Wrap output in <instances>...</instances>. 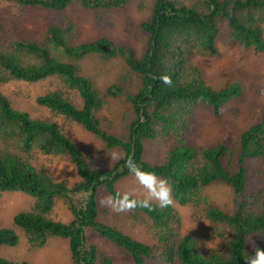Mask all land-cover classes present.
I'll list each match as a JSON object with an SVG mask.
<instances>
[{
  "label": "trees",
  "instance_id": "1",
  "mask_svg": "<svg viewBox=\"0 0 264 264\" xmlns=\"http://www.w3.org/2000/svg\"><path fill=\"white\" fill-rule=\"evenodd\" d=\"M1 1L59 12L78 4L95 10L97 18L101 17L98 9L122 8L128 2ZM223 26L229 47L264 52V0H154L151 15L140 23L147 37L140 55L133 47L106 36L83 40L81 27L66 12L50 22L40 41L7 34L0 24V84L57 79L54 89L35 97L36 104L102 142L97 157L87 156L67 136L62 123L14 108L0 90V194L19 192L32 199L29 210L15 213L9 226L0 225V250L24 241L35 251L61 238L68 243L71 264H112L113 258L100 253L89 232L126 251L134 264H248L257 248L264 250L263 195L245 193L247 170L243 164L247 157H264V109L256 122L229 141L198 146L189 139L199 108H209L219 116L223 106L243 93L239 81L226 82L220 89L208 86L192 60L196 54H218L216 40ZM89 55L121 59L129 71L139 75V89L132 93L115 82L102 93L72 61ZM165 77L171 83H164ZM116 96H123L133 111L122 135L108 132L97 116L108 99ZM146 140L169 142L161 163L143 159ZM38 154L68 159L79 180L70 184L36 169L33 160ZM129 160L167 180L172 188L168 206L151 201V207H144L139 203L144 199L128 194L138 203L118 212L143 225L155 239L152 244L98 218L99 189L104 188L109 196H122L116 183L133 174L127 166ZM216 183L233 190L235 212L222 209L208 193L207 188ZM57 200L69 211V221L51 216ZM174 203L189 206L195 218L207 220L209 228L203 236L222 239V250L203 253L194 235L179 236L181 215ZM250 237L259 241L249 251ZM0 264L33 263L0 256Z\"/></svg>",
  "mask_w": 264,
  "mask_h": 264
},
{
  "label": "rangeland",
  "instance_id": "2",
  "mask_svg": "<svg viewBox=\"0 0 264 264\" xmlns=\"http://www.w3.org/2000/svg\"><path fill=\"white\" fill-rule=\"evenodd\" d=\"M153 3L154 0H128L122 8L98 9L101 17L97 18L95 10L84 9L78 4L59 12L39 6L17 7L0 0V24L7 34L40 41L50 22L66 12L70 13L74 22L81 27L83 40L106 36L120 45L133 47L140 55L147 44V37L140 28V23L151 15ZM221 31L216 40L218 54L215 56L196 54L192 58L193 63L201 70L208 86L220 89L226 82L239 81L243 93L223 106L219 116L213 115L209 108H199L193 119L189 136L191 144L198 146H213L231 140V137L238 136L256 122L264 109V52L229 47L225 40L226 27L223 26ZM0 34H2L1 30ZM72 61L102 93H105L106 88L115 82H119L121 87L132 93L140 87L139 75L129 71L119 58L104 60L97 55H89ZM56 85L55 78L36 83L19 81L0 84V90L8 97L14 108L26 110L33 117L62 123L67 136L87 156L97 157L102 147L99 139L79 125L67 123L63 117L53 116L47 108L36 104L37 95L54 89ZM73 96L79 101L75 93ZM97 116L101 126L108 132L122 135L127 132L128 125L133 119L132 105L123 96L112 97L108 99V104L98 111ZM168 149L169 142L146 140L143 159L149 163H161ZM33 164L36 169L44 170L55 180L66 179L70 184L79 180L75 166L66 158L38 154ZM110 164H112L111 159H109ZM243 164L247 170L245 193H256L259 197L262 192L261 198L264 202V157H247ZM116 189L120 193H127L138 199H145L148 195L147 189L134 174L120 179L116 183ZM207 191L222 209L230 213L235 212L237 200L230 186L216 183L209 186ZM107 197L109 194L106 190L100 188L97 195L99 220L117 226L124 233L144 243L155 242L143 225L134 224L126 219L125 214L124 216L118 214L102 203ZM31 202L29 196L19 192L0 194V225L9 226L13 215L19 211L29 210ZM174 205L181 215V227L177 230L179 236L194 235L203 253L222 250V239L219 237L208 239L203 236V232L209 228L207 220L195 218L189 206L177 203ZM51 216L64 222L71 219L69 211L60 200H57ZM89 239L98 246L101 254L113 258L112 264H134L126 251L100 235L89 232ZM258 241L257 237H250L247 250H252ZM0 256L23 259L33 264H71L68 243L61 238H55L35 251L31 250L27 242L22 241L14 248H2Z\"/></svg>",
  "mask_w": 264,
  "mask_h": 264
},
{
  "label": "clouds",
  "instance_id": "3",
  "mask_svg": "<svg viewBox=\"0 0 264 264\" xmlns=\"http://www.w3.org/2000/svg\"><path fill=\"white\" fill-rule=\"evenodd\" d=\"M164 83L168 84L171 83V81L165 77ZM127 166L148 192L147 197L143 201H139V203L144 207H151L152 200H156L153 202H158L160 207H165L172 203V188L167 180L158 179L154 173L139 169L131 160L128 161ZM102 203L111 207L114 212L118 213L129 210L138 202L131 199V197L125 193L122 196H109L102 200ZM248 264H264V250L257 248L254 255L248 260Z\"/></svg>",
  "mask_w": 264,
  "mask_h": 264
}]
</instances>
